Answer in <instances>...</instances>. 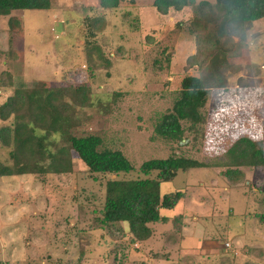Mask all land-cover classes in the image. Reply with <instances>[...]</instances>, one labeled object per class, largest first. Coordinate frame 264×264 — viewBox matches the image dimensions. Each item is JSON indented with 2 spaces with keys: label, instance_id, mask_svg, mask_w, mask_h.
Here are the masks:
<instances>
[{
  "label": "rangeland",
  "instance_id": "obj_1",
  "mask_svg": "<svg viewBox=\"0 0 264 264\" xmlns=\"http://www.w3.org/2000/svg\"><path fill=\"white\" fill-rule=\"evenodd\" d=\"M152 2L108 9L99 0H51L0 17V104L16 87L87 85L91 102L74 107L71 133L99 135L133 165L119 176L91 173L71 153L69 172L0 177L3 264H264V166H239L236 181L225 175L236 167L227 150L240 137L264 150V17L235 38L222 67L226 84L209 89L203 121L193 130L182 121L183 139L171 141L155 135V123L171 110L182 78L201 72L187 64L195 52L191 9L161 14ZM10 16L19 19L13 27ZM88 43L101 57L88 58ZM7 149L0 145L3 160ZM170 155L202 165L160 184L161 193H185L163 209L181 216L179 231L172 221L154 224L137 242L125 222L99 227L105 181L144 176V161Z\"/></svg>",
  "mask_w": 264,
  "mask_h": 264
},
{
  "label": "trees",
  "instance_id": "obj_2",
  "mask_svg": "<svg viewBox=\"0 0 264 264\" xmlns=\"http://www.w3.org/2000/svg\"><path fill=\"white\" fill-rule=\"evenodd\" d=\"M122 1L99 0V4L115 9ZM50 5L51 0H0V17L16 9H46ZM152 5L161 14H167L170 9H191L189 31L195 38V52L188 56L187 64L196 66L201 73L182 78L171 110L163 113L154 127L156 136L180 141L184 133L182 121L189 122L190 130L196 128L204 119L201 109L209 89L226 84L222 79V67L228 65L226 55L235 38L239 41L245 38L248 24L264 17V0H153ZM17 20L10 16L8 23L13 27ZM86 46L88 58L93 57L92 51H96V57H101L98 45L88 43ZM91 95L90 87L83 84L56 88L16 87L0 104V120L3 121L0 145L2 149L8 148V158L0 157V177L69 172L71 153L76 154L91 173L119 176L131 172L133 165L127 157L118 149L103 147L99 135L71 133L74 107L89 104ZM227 152L236 167L228 169L225 175L233 181L241 177L242 171L238 169L241 165L264 166V150L248 137H240ZM200 166L195 159L170 155L144 161L139 167L144 176L109 177L105 181L101 217L97 220L99 227L117 230L116 225L125 222L132 240L137 242H145L153 235L154 224L172 221L178 232L181 216L169 217L163 214V209H173L185 193L179 189L161 193L160 184L173 179L178 170ZM260 220L264 222V214L260 215ZM0 264H3L1 260Z\"/></svg>",
  "mask_w": 264,
  "mask_h": 264
},
{
  "label": "crops",
  "instance_id": "obj_3",
  "mask_svg": "<svg viewBox=\"0 0 264 264\" xmlns=\"http://www.w3.org/2000/svg\"><path fill=\"white\" fill-rule=\"evenodd\" d=\"M184 227H185V226H184ZM184 227H183V228H184Z\"/></svg>",
  "mask_w": 264,
  "mask_h": 264
}]
</instances>
